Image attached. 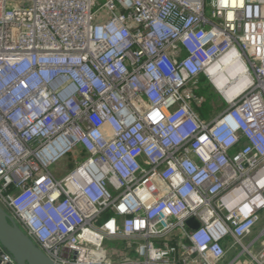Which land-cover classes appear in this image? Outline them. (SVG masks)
<instances>
[{"label":"built area","instance_id":"obj_1","mask_svg":"<svg viewBox=\"0 0 264 264\" xmlns=\"http://www.w3.org/2000/svg\"><path fill=\"white\" fill-rule=\"evenodd\" d=\"M0 204L60 264H264V0H0Z\"/></svg>","mask_w":264,"mask_h":264},{"label":"water","instance_id":"obj_2","mask_svg":"<svg viewBox=\"0 0 264 264\" xmlns=\"http://www.w3.org/2000/svg\"><path fill=\"white\" fill-rule=\"evenodd\" d=\"M187 224L194 228L199 226V223L193 218L188 219ZM0 245L5 251L10 253L16 264H60L35 244L1 204ZM0 264H3L1 258Z\"/></svg>","mask_w":264,"mask_h":264},{"label":"rangeland","instance_id":"obj_3","mask_svg":"<svg viewBox=\"0 0 264 264\" xmlns=\"http://www.w3.org/2000/svg\"><path fill=\"white\" fill-rule=\"evenodd\" d=\"M201 82L202 83L199 84V89L197 90V94L205 97L206 100L204 104L201 107H199V112L201 113L203 117L207 119L213 118L222 110V108L225 106V103L220 98L218 93L209 84H207L205 80L202 79ZM72 163H73V156L71 154H68V155L62 156L55 163H53L51 165V170L58 175H62L69 170ZM263 230H264V214H263L262 220L256 226L253 233L250 236H248V238L246 239V242H250L257 236L261 235ZM230 242H231V239H228L225 244L227 245ZM263 247H264V236H262L257 241V243L255 244L253 248V251L258 252ZM238 252H239V249L229 252L223 264H229L234 259V257L237 255ZM241 256L238 258V260L242 262L243 264H256L254 261L250 259V256L247 253H244Z\"/></svg>","mask_w":264,"mask_h":264},{"label":"crops","instance_id":"obj_4","mask_svg":"<svg viewBox=\"0 0 264 264\" xmlns=\"http://www.w3.org/2000/svg\"><path fill=\"white\" fill-rule=\"evenodd\" d=\"M232 251H233V250H231L230 252H232ZM237 254H238V253H237ZM236 256H237V255H236ZM236 256H235V257H236ZM235 257H234V258H235ZM241 257H243V256H241ZM225 260H226V259H225ZM222 264H223V263H222ZM233 264H234V263H233ZM235 264H243V263L240 262V261L238 260V261L235 262Z\"/></svg>","mask_w":264,"mask_h":264}]
</instances>
